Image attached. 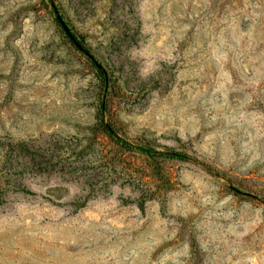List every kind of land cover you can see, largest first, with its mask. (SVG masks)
Masks as SVG:
<instances>
[{"label":"rangeland","instance_id":"374dc122","mask_svg":"<svg viewBox=\"0 0 264 264\" xmlns=\"http://www.w3.org/2000/svg\"><path fill=\"white\" fill-rule=\"evenodd\" d=\"M0 264H264V0H0Z\"/></svg>","mask_w":264,"mask_h":264},{"label":"trees","instance_id":"16d2710c","mask_svg":"<svg viewBox=\"0 0 264 264\" xmlns=\"http://www.w3.org/2000/svg\"><path fill=\"white\" fill-rule=\"evenodd\" d=\"M53 11L56 16V21L59 26L63 28V17L59 13L58 8L54 5V3H51ZM66 25V24H65ZM70 30V29H69ZM71 32V31H70ZM69 42L74 46V48L79 51L81 54H83L95 67L97 70L98 77L100 79V82L102 84V88H106V84L108 82V75L105 70V68L101 65L100 62L93 56V54L90 52V50L87 47V44L84 40L79 39L74 35L72 32L70 35L67 34ZM105 110H106V103L101 100L100 101V109L98 113V119L105 131V133L108 135L109 138H111L116 144L121 146L124 149H136L138 151H141L142 153L147 154L148 156H153V155H163L169 158L181 160V161H191L194 163H198L202 165L207 171L214 173V170H212L209 166L205 164H201L197 159L191 157L190 155L181 152V151H173L169 150L167 152H160L158 150H155L154 148H151L149 146H145L142 144H137L128 141L126 138L121 137L117 131L114 129V127L110 124L109 120L105 118Z\"/></svg>","mask_w":264,"mask_h":264},{"label":"water","instance_id":"95a60500","mask_svg":"<svg viewBox=\"0 0 264 264\" xmlns=\"http://www.w3.org/2000/svg\"><path fill=\"white\" fill-rule=\"evenodd\" d=\"M62 26H63V29L66 32V34L70 35L71 32H70L69 28L65 24H63Z\"/></svg>","mask_w":264,"mask_h":264}]
</instances>
